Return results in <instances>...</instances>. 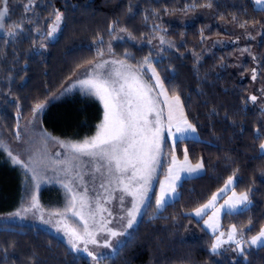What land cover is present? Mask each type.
Listing matches in <instances>:
<instances>
[{
    "label": "trees",
    "instance_id": "1",
    "mask_svg": "<svg viewBox=\"0 0 264 264\" xmlns=\"http://www.w3.org/2000/svg\"><path fill=\"white\" fill-rule=\"evenodd\" d=\"M25 4L11 0L7 32L0 34V129L7 135L15 136L17 124L43 103L44 131L74 138L87 133L101 115L99 102L64 88L104 55L131 65L146 81L154 66L201 134L176 151L182 156L186 147L192 162L202 158L205 172L183 179L179 196L163 209L152 199L128 237L99 264H264L261 246L239 253L231 245L214 254V236L191 213L236 175L233 188L247 192L251 203L225 214L223 228L235 225L246 238L264 228V105L248 99L252 80L243 78L252 72L253 57L264 72V32L243 63L236 60L238 46H209L215 37L233 36L228 24L264 29V8L254 0H31L25 12ZM57 11L63 18L52 38ZM47 190L52 188L42 192ZM22 195L21 169L0 146V216L15 212ZM0 264L92 263L43 228L12 223L0 224Z\"/></svg>",
    "mask_w": 264,
    "mask_h": 264
},
{
    "label": "rangeland",
    "instance_id": "2",
    "mask_svg": "<svg viewBox=\"0 0 264 264\" xmlns=\"http://www.w3.org/2000/svg\"><path fill=\"white\" fill-rule=\"evenodd\" d=\"M256 6L260 7L264 6V4L259 6L256 4ZM55 23L56 21L54 20L49 31L52 38L57 35L56 33H58L52 32V28ZM178 23L185 24L186 20H180L178 21ZM228 25V28H230L229 31L232 32L233 36L215 37L210 40L209 46L212 48H223L236 45L239 48V50L237 49L236 51V60L243 63V61L251 57V53H256L257 45L260 41L261 35L264 32V29L257 26H250L246 29H242V27H238L233 23ZM226 30H228L227 27ZM6 32V28L4 30H0V34ZM251 37H255V39H252ZM244 49H248L249 51H244ZM105 60L109 61V64L104 65L103 68L94 69V65L102 63ZM114 60L122 61L112 55H104L95 60L93 63L82 68L78 72L77 76H75L64 88L66 89V93H69L76 89L86 92L87 90L85 86L81 85L79 82L81 80L92 79L96 76L97 73L117 69L123 71L121 65L111 63V61ZM257 62V59H255L253 68H256L257 79L255 81L252 80L251 94L257 95L259 106L262 107L264 105V93H262L261 89H264V75H262L261 72L262 68H259V66H257ZM124 64L127 66H131L126 62H124ZM131 69L136 72L144 85L152 88V91L149 94L155 101H157V107L163 110L162 121L166 123L168 105L163 103V101L165 100V96L160 94V87L157 84L156 76H153L152 74L153 70H155L156 74L158 75L160 83L163 84V89L167 94V97L172 98L178 95H172L167 91L165 84L163 83L154 66L149 67L152 74L150 81H146L144 78H142L141 75L132 66ZM251 75L252 72H249L247 75L243 76V78H251ZM92 96L97 99L101 106V115L99 119L94 123V125L91 128H88L89 130L87 131V133L83 134L80 138H74L71 136L64 137L60 135L56 136L49 134L43 130L40 119L41 113L46 103L42 104L44 105V107L40 111H36L35 107L32 113L24 121H21L17 124L14 131L15 136H9L4 132L3 129H0V146L8 154L11 153L12 158L15 157L16 159L21 161V163H16L15 161L14 163L21 169L23 181V195L21 199V205L15 212L0 216V224L19 223L39 226L64 240L69 245L70 249L77 255L85 256L92 264H97V260H94L92 257L88 256L86 252L74 249L69 243V236L66 235V231L71 230L72 228H77L82 231V222L79 220V217L73 216L71 212L65 213V208L67 207L68 202L72 199L73 195H75L76 197L77 210H79L80 208L79 201L81 197H84L86 203L90 206L84 209L86 218L88 217V213L90 211L95 214L97 224L93 226L90 220V227L98 228L100 219L101 217H103L107 222L106 228L121 233L120 235L112 237L107 231L97 232V244H88L87 248L89 251L93 252V255H95L98 260L116 251L117 247L136 227L142 215H137V222L133 225L132 228H128V217L126 210L131 208L133 197L122 191L124 184L128 183L127 178H124V183L118 184L114 176H110L106 166H102L99 172L96 171L97 164L101 162L95 161L92 158L82 154L73 153L68 148L62 147L59 143L60 141H63L65 143H82L84 140L90 139L91 137H94L96 135L98 131V125H100L103 121L105 109L103 102L97 96ZM183 113L189 120L188 116L186 115L184 105ZM153 118V116L149 117V119ZM189 122L191 121L189 120ZM163 135L167 137V129H164ZM194 139H201V134L198 129ZM262 144H264V142ZM176 150V145L173 148L168 144L162 143L161 151L158 154H155L157 166L152 171V181L147 186L149 189L147 193L148 196H153V194H155V197L158 198L160 195V186L163 185L165 188H167L169 183L168 169L174 168L171 163L173 155H175L178 161H183V155L179 156ZM261 153L264 154V151L261 150ZM190 162L192 164H196L198 161L192 162L190 160ZM25 165H27V167H25ZM205 170L206 168L204 166L203 171L191 176L185 172H179L180 180L176 181V193L178 194L174 195L171 199H168V203L175 200L179 196L178 186L183 179L201 175L205 172ZM232 178V185L228 186V188L225 189V185L227 184L226 182L225 185L214 194L217 196V199L214 202V207L207 209L205 215H203L202 217H197L195 216V210L191 212L195 218L203 219L204 227L214 236L213 243L215 242L216 237L219 236L220 232L225 233V235L221 237V239L227 241L228 234L233 226H230L228 229L223 228V218L226 214V210L220 209V206L223 205L226 200L232 198L233 192H235L237 196L242 193H247L245 191H237L236 189H234L233 186L237 180V177L235 175L232 176ZM65 184L68 185V188H70L71 191H69L68 188L64 187ZM101 184H103L104 187H101ZM54 186L57 188L54 189ZM44 188H52V190H47L45 193H43L42 191ZM222 189L225 190L221 191ZM169 193H171L170 189ZM43 194H46V197H48L46 200L43 199ZM121 195H123L122 204L118 199L110 198V196L120 197ZM33 197H35L36 201L38 202L39 207L37 208L32 207ZM212 197L199 207H202L204 204H207L209 201H211ZM248 200L249 203H247L246 206L238 205L239 211L247 207L251 203L249 194ZM154 202L156 205L155 198ZM149 203L150 201L146 202L140 208L141 213L144 212L146 206ZM102 209H107V211H102ZM157 209L161 210L158 207ZM217 209L220 210L216 211ZM108 212H111V216L108 215ZM213 212H216V216L212 221L217 225L215 232H213L212 229L205 224V221H208L209 218L213 216ZM16 213H19V215L17 216ZM60 213H63V215H59ZM121 217H123V219H121ZM236 229L237 233L235 239L241 242L240 247L243 248L244 251L251 247H259L257 245H251L249 243L251 238L258 235L259 233L246 238L241 236L237 227ZM105 237H108L112 247H103ZM77 243H80L81 249L85 247L83 243L79 241ZM231 245H234L236 250L241 253L234 242L224 243L221 248L217 250V252Z\"/></svg>",
    "mask_w": 264,
    "mask_h": 264
},
{
    "label": "snow or ice",
    "instance_id": "3",
    "mask_svg": "<svg viewBox=\"0 0 264 264\" xmlns=\"http://www.w3.org/2000/svg\"><path fill=\"white\" fill-rule=\"evenodd\" d=\"M10 3L11 0H0V30L5 29V21L10 18ZM31 0H28V4L22 5L23 10L26 12L29 10L28 5ZM255 3L259 6L264 4V0H255ZM211 7V4L206 5ZM62 14L57 11L55 15V25L52 28V32L59 31V25L62 22ZM247 22H245L246 24ZM245 24H241V27H245ZM18 27V26H15ZM123 31V30H122ZM8 35H15V32H8ZM255 39V37H251ZM123 39V37H121ZM103 37L100 38L97 44V53L102 55L99 51V46L103 44ZM161 38V43H163ZM109 51H111V45L109 44ZM244 51H249L244 49ZM255 60L256 57H253ZM144 64L149 63L148 57L144 58ZM112 64L121 65L122 70H110L107 72L97 73L92 79L81 80L79 83L86 88V94L97 96L104 105L103 121L98 125V131L94 137L84 140L82 143H65L60 141L62 147L68 148L70 151L76 154H82L92 158L95 161L101 163L97 164L96 171L99 172L102 166H106L110 176H114L118 184L124 183L126 177L128 183L124 184L123 192L133 197L131 208L127 211V227L132 228L137 222V215H142L140 208L146 203L155 198L156 205L162 209L167 203L168 199H171L176 193V181L180 180L179 172H185L188 175H195L204 170L203 159L201 158L196 164H192L189 160L188 149L185 147L182 149L183 161L180 162L176 159L175 155L172 157V165L174 168H169V183L167 188L163 185L160 186V195L158 198L148 196V185L152 181V171L157 166L155 160V154L161 151L162 143L168 144L170 147H175L177 144H182L186 139L193 140L195 134H197V128L194 124L189 122L187 117L183 113V105L179 96L168 98L164 92L163 84L160 83L159 77L153 70V76H156L157 84L160 87V94L165 96L163 103L168 105V114L166 123L162 121L163 110L157 107V101L151 96L150 92L152 88L144 85L135 71L131 69V66H127L123 61H111ZM109 64V61H103L94 65V69L103 68L104 65ZM264 75V73H262ZM257 79L256 69H252L251 80ZM264 93V89H261ZM250 101L255 102L257 97L252 95L248 98ZM44 105L37 104L35 110L40 111ZM153 116V119H149ZM164 129H167V137L163 135ZM260 149L264 151V144L260 145ZM11 155V153H9ZM16 163H21L18 159L13 157ZM27 167V165H25ZM118 174V175H117ZM82 179V177H81ZM239 177H237V180ZM233 184V178L229 177L225 189ZM68 188V185H64ZM101 187H104L101 184ZM169 189L171 193H169ZM222 189L221 191H224ZM71 191L70 188H68ZM167 197V198H166ZM112 199H118L120 203H123V195L120 197H112ZM217 199L216 195H213L211 201L204 204L202 207L195 209V216L202 217L205 215L206 210L214 207V202ZM249 203L248 194L242 193L239 196L233 192L232 198L226 200L220 209H225L226 214L239 211L238 205H244ZM80 208L77 210L76 197L73 195L72 199L68 202L65 208L66 212H71L73 216L79 217L82 222V231L77 228H72L66 231V235L69 236V243L72 247L78 251H84L88 256L94 260H99L92 251L87 248L88 244H97L96 235L98 231H107L110 236L115 237L120 235L112 229L106 228L107 222L101 217L99 227H90L89 221L95 226L97 221L93 212L88 213V217H85L84 209L90 207L84 197L80 198ZM32 207H39L36 198L33 197ZM217 209L216 211H219ZM107 211V209H102ZM18 216L19 213H16ZM59 215H63L60 213ZM111 216V212H108ZM216 216V212H213V216L205 221V224L216 231L217 225L213 223V219ZM123 219V217H121ZM47 223V221H46ZM237 229L235 225L232 226L228 240L221 239L225 235L224 232H220L216 237L215 242L211 245V251L215 254L217 250L221 248L224 243L234 242L241 253L244 249L240 247V241L236 240ZM81 242L85 245L83 249L80 248ZM251 245H257L264 247V229H261L259 234L253 236L249 241ZM103 247H112L108 237H105Z\"/></svg>",
    "mask_w": 264,
    "mask_h": 264
},
{
    "label": "crops",
    "instance_id": "4",
    "mask_svg": "<svg viewBox=\"0 0 264 264\" xmlns=\"http://www.w3.org/2000/svg\"><path fill=\"white\" fill-rule=\"evenodd\" d=\"M255 1V0H254ZM263 5V4H262ZM258 8H264V6H260V7H258Z\"/></svg>",
    "mask_w": 264,
    "mask_h": 264
}]
</instances>
